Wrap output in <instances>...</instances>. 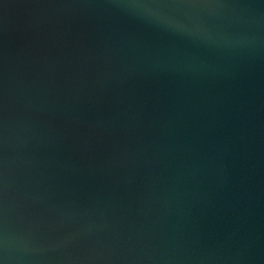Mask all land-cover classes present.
<instances>
[{"label": "water", "instance_id": "obj_1", "mask_svg": "<svg viewBox=\"0 0 264 264\" xmlns=\"http://www.w3.org/2000/svg\"><path fill=\"white\" fill-rule=\"evenodd\" d=\"M0 264H264V0H0Z\"/></svg>", "mask_w": 264, "mask_h": 264}]
</instances>
